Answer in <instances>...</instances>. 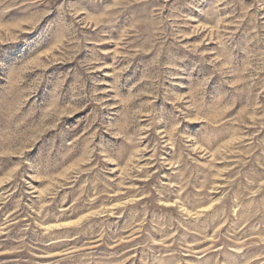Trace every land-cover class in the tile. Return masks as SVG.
<instances>
[{
    "label": "rangeland",
    "instance_id": "rangeland-1",
    "mask_svg": "<svg viewBox=\"0 0 264 264\" xmlns=\"http://www.w3.org/2000/svg\"><path fill=\"white\" fill-rule=\"evenodd\" d=\"M0 264H264V0H0Z\"/></svg>",
    "mask_w": 264,
    "mask_h": 264
}]
</instances>
